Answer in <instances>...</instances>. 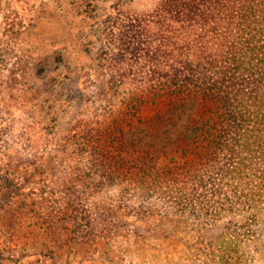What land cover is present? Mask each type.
<instances>
[{
    "label": "rangeland",
    "instance_id": "rangeland-1",
    "mask_svg": "<svg viewBox=\"0 0 264 264\" xmlns=\"http://www.w3.org/2000/svg\"><path fill=\"white\" fill-rule=\"evenodd\" d=\"M162 2L0 0V185L7 175L21 186L13 215L0 208V248L7 255L19 241L31 254L4 264H264V208L182 222L160 198L77 174L91 169L76 149L81 121L95 127L90 112L117 89L99 52L107 20L153 14ZM193 123L179 119L174 142Z\"/></svg>",
    "mask_w": 264,
    "mask_h": 264
},
{
    "label": "trees",
    "instance_id": "trees-1",
    "mask_svg": "<svg viewBox=\"0 0 264 264\" xmlns=\"http://www.w3.org/2000/svg\"><path fill=\"white\" fill-rule=\"evenodd\" d=\"M107 24L99 52L117 89L90 112L95 127L81 121L78 128L76 149L91 163L80 179L98 174L96 187L160 198L182 222L257 216L264 208V0H163L153 14L122 11ZM185 115L194 123L174 142ZM1 180L0 208L10 216L21 186ZM19 245L7 255L0 248V264L31 256Z\"/></svg>",
    "mask_w": 264,
    "mask_h": 264
}]
</instances>
